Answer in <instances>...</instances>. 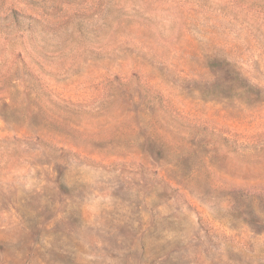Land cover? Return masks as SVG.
Masks as SVG:
<instances>
[{
	"label": "rangeland",
	"instance_id": "374dc122",
	"mask_svg": "<svg viewBox=\"0 0 264 264\" xmlns=\"http://www.w3.org/2000/svg\"><path fill=\"white\" fill-rule=\"evenodd\" d=\"M0 264H264V0H0Z\"/></svg>",
	"mask_w": 264,
	"mask_h": 264
}]
</instances>
